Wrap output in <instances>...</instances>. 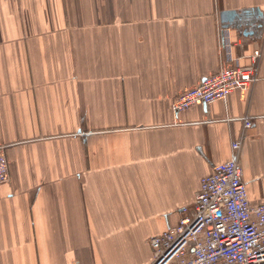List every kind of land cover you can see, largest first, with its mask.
<instances>
[{"label":"crops","instance_id":"1","mask_svg":"<svg viewBox=\"0 0 264 264\" xmlns=\"http://www.w3.org/2000/svg\"><path fill=\"white\" fill-rule=\"evenodd\" d=\"M235 12L243 27L224 28ZM246 93L175 112L228 64ZM253 118L245 130L242 118ZM238 158L264 202V0H0V264H152L204 178Z\"/></svg>","mask_w":264,"mask_h":264},{"label":"built area","instance_id":"2","mask_svg":"<svg viewBox=\"0 0 264 264\" xmlns=\"http://www.w3.org/2000/svg\"><path fill=\"white\" fill-rule=\"evenodd\" d=\"M225 56L226 67L181 94L174 103L175 112L225 101L259 82L261 50L248 66L233 64L229 45ZM242 122L245 130L253 127L250 116ZM232 147L233 158L203 179L193 206L180 210L178 225L151 240L152 264H264V202L251 206L238 158L241 143ZM9 180V160L0 151V186Z\"/></svg>","mask_w":264,"mask_h":264},{"label":"water","instance_id":"3","mask_svg":"<svg viewBox=\"0 0 264 264\" xmlns=\"http://www.w3.org/2000/svg\"><path fill=\"white\" fill-rule=\"evenodd\" d=\"M235 19H237L236 28L241 29L243 27V22L239 19L235 12H226L222 15V24L224 28H230V25L235 24Z\"/></svg>","mask_w":264,"mask_h":264}]
</instances>
